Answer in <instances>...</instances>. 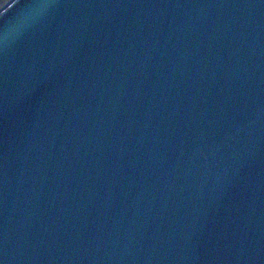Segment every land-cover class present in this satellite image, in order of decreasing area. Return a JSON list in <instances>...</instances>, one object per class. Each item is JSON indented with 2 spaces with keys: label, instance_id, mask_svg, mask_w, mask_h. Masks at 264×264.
I'll list each match as a JSON object with an SVG mask.
<instances>
[{
  "label": "water",
  "instance_id": "obj_1",
  "mask_svg": "<svg viewBox=\"0 0 264 264\" xmlns=\"http://www.w3.org/2000/svg\"><path fill=\"white\" fill-rule=\"evenodd\" d=\"M0 264H264V0L3 6Z\"/></svg>",
  "mask_w": 264,
  "mask_h": 264
},
{
  "label": "trees",
  "instance_id": "obj_2",
  "mask_svg": "<svg viewBox=\"0 0 264 264\" xmlns=\"http://www.w3.org/2000/svg\"><path fill=\"white\" fill-rule=\"evenodd\" d=\"M10 0H0V9L5 6Z\"/></svg>",
  "mask_w": 264,
  "mask_h": 264
}]
</instances>
